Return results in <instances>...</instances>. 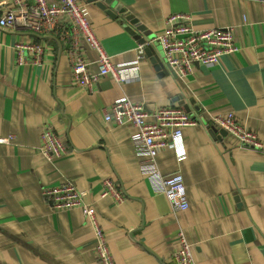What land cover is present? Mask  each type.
Returning <instances> with one entry per match:
<instances>
[{"label": "crops", "instance_id": "crops-1", "mask_svg": "<svg viewBox=\"0 0 264 264\" xmlns=\"http://www.w3.org/2000/svg\"><path fill=\"white\" fill-rule=\"evenodd\" d=\"M98 2L80 0L127 80L103 77L93 91L73 81V37L65 31H0V139H9L0 142V264H100L95 226L82 209H55L43 195L65 181L87 191L85 202L117 264H175L179 232L192 245L195 264H264V0H114L109 9H124L116 17ZM175 13L190 14L199 28L234 27L239 51L196 65L184 78L158 69L155 56L137 61L140 39L128 27L152 38ZM28 43L43 47L40 61L27 50L20 58L17 46ZM155 52L163 57L160 48ZM81 56L92 62L94 54L84 47ZM89 71L97 74V65ZM124 98L149 113L177 106L197 119L184 130L182 155L168 148L158 156L163 174L182 172L187 210H174L153 190L133 148L134 129L105 120ZM229 112L262 148L240 146L212 122ZM47 127L65 143L63 158L50 160L41 150ZM104 180L115 182L122 202L101 197Z\"/></svg>", "mask_w": 264, "mask_h": 264}, {"label": "built area", "instance_id": "built-area-1", "mask_svg": "<svg viewBox=\"0 0 264 264\" xmlns=\"http://www.w3.org/2000/svg\"><path fill=\"white\" fill-rule=\"evenodd\" d=\"M0 0V31L13 33L19 27L36 35H47L59 30L66 37H73L72 63L73 81L76 85L95 90V85L103 77L110 76L116 81H126L115 67L97 39L89 14L80 0ZM8 5L12 8H8ZM234 27L199 28L192 23L188 13H175L165 19L162 31L148 38L144 44L138 43L137 61L145 58L148 45L161 49L165 66H170L176 74L184 78L196 65L209 66L220 62L225 56H233L239 51L235 42ZM87 47L93 54L92 62L81 54ZM20 58L22 51H30L36 61H40L43 47L36 43L17 46ZM77 54V55H76ZM96 64L98 73L92 74L89 66ZM152 118V120H149ZM107 122L126 125L134 129L131 136L134 151L142 157L141 170L148 177L155 192L164 193L176 211H185L190 203L185 179L180 171L163 174L159 168L158 156L161 151L173 148L182 155L184 130L196 126L198 121L181 107L167 106L149 113L143 103L124 98L113 103L105 115ZM212 122L227 131L240 145L253 149L262 148L256 134L248 130L233 112L214 115ZM9 139H0L7 143ZM41 150L50 160L67 155L65 143L57 133L47 127L41 134ZM87 191L78 189L75 183L65 181L61 185L43 190V195L55 209L71 210L81 208L88 222L95 226L93 250L100 264H117L109 249L104 230L98 225L90 205L86 204ZM101 197H112L119 203L124 196L112 180H104ZM177 240L180 247L171 255L175 264H195L192 245L183 232Z\"/></svg>", "mask_w": 264, "mask_h": 264}, {"label": "water", "instance_id": "water-1", "mask_svg": "<svg viewBox=\"0 0 264 264\" xmlns=\"http://www.w3.org/2000/svg\"><path fill=\"white\" fill-rule=\"evenodd\" d=\"M93 1L98 2L97 0H93ZM113 3H114V0H101L97 4L101 9L105 10L110 16L116 17L117 12L120 11L121 13H123L124 9L121 8V5L115 6V8L112 10L109 9L108 7L112 6ZM126 19L132 21V23H134L136 25V28L138 30H142L141 26L140 25L138 26V21H134V18L132 16L126 17ZM127 30L130 31L133 35L137 36V38L140 39L138 43L144 44L145 42H147V40L149 38V37H147L146 39H144V38H141V36L136 35V31L134 29H132L131 27H128ZM145 53H146V55H149L150 57L155 56V59H153V61L156 63V67L158 69L162 70V69H165V67H166L168 70L173 71V69L170 66H168V65L165 66L164 60L162 59V56L159 53L155 52L154 46L148 45L145 49Z\"/></svg>", "mask_w": 264, "mask_h": 264}]
</instances>
